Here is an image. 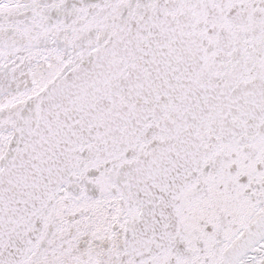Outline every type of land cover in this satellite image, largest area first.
Returning a JSON list of instances; mask_svg holds the SVG:
<instances>
[{"label":"snow or ice","instance_id":"1","mask_svg":"<svg viewBox=\"0 0 264 264\" xmlns=\"http://www.w3.org/2000/svg\"><path fill=\"white\" fill-rule=\"evenodd\" d=\"M0 264H264V0H0Z\"/></svg>","mask_w":264,"mask_h":264}]
</instances>
